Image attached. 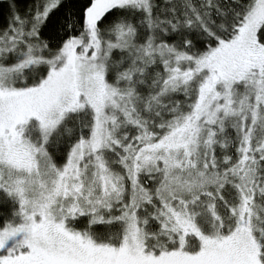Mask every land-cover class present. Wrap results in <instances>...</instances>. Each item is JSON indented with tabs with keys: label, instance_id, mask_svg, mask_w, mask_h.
<instances>
[{
	"label": "snow or ice",
	"instance_id": "1",
	"mask_svg": "<svg viewBox=\"0 0 264 264\" xmlns=\"http://www.w3.org/2000/svg\"><path fill=\"white\" fill-rule=\"evenodd\" d=\"M0 264H264V0H0Z\"/></svg>",
	"mask_w": 264,
	"mask_h": 264
}]
</instances>
